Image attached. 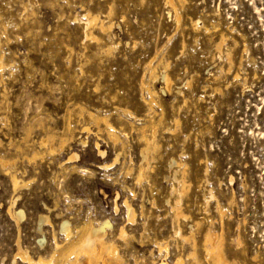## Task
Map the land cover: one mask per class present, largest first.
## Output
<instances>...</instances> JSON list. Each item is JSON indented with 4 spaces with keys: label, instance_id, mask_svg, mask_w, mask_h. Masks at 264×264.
<instances>
[{
    "label": "rangeland",
    "instance_id": "1",
    "mask_svg": "<svg viewBox=\"0 0 264 264\" xmlns=\"http://www.w3.org/2000/svg\"><path fill=\"white\" fill-rule=\"evenodd\" d=\"M175 2L0 0V159L23 181L0 167V264L48 258L64 222L104 227L122 264H191L194 242L213 264L210 232L264 264V0Z\"/></svg>",
    "mask_w": 264,
    "mask_h": 264
},
{
    "label": "bare ground",
    "instance_id": "2",
    "mask_svg": "<svg viewBox=\"0 0 264 264\" xmlns=\"http://www.w3.org/2000/svg\"><path fill=\"white\" fill-rule=\"evenodd\" d=\"M168 1L172 5L176 4L175 0H168ZM87 20H89V19H87ZM98 20L99 19L97 18V16H96V18H95V16L94 17L91 16L90 20L87 22L88 23L87 27H89V29H90L88 36H90L91 38H94V39H97V36L93 32L94 29H98L102 33H104V32L106 33V31L110 28L109 26L106 25V23L104 21H102L100 24H97ZM222 38H224V37H222ZM217 46L219 47V45H217ZM220 46H221V44H220ZM150 65H152V62L150 63ZM150 65H148V66L150 67ZM167 75L168 74L164 75V80L167 83V87L170 88L171 84H172L171 83L172 81L168 77L169 75L168 76ZM153 77H154V75H153ZM151 96L152 97H150V99L152 98V100H155L156 91L152 90L151 91ZM143 103H146V105L149 107V112L150 113L153 114L155 112L154 107L152 106L153 104H151V102L145 100V101H143ZM155 103H156V101H155ZM125 112L130 113L126 109H125ZM152 114H149L148 117H151ZM90 116H93L92 112H91ZM160 118L158 120H160ZM94 121L97 124L99 132H103V134H104V131H106V132H108V136L112 139V141H114V142L118 141L119 137L113 131H112L113 133H111V130H117V129L114 128L115 126L112 125V123L110 122L108 117L107 118L98 117V118H95ZM160 122L162 123V121H160ZM157 125H158V123H157ZM151 126L153 127V125H151ZM156 127L154 125V131H156ZM83 128L85 129L87 127H83ZM88 129H86V130H88ZM148 133H149V131H148ZM150 134H151V132H150ZM155 137H156V135H155ZM142 138L143 137H141V139ZM144 139H142V140H144L146 142L145 144H147V149L148 148L150 149L152 144H153V141H152L153 139L151 140L150 138H147L146 135H144ZM50 142H51V139H49V138L47 139L46 138V139H43L40 144L42 146H47L48 143H50ZM63 142H61V144H63ZM54 151H55V148L51 147L50 154H53ZM146 152H147V150L142 152L143 155H146ZM149 153H151V152L149 151ZM37 156L38 155H35V157H33V159H35ZM14 164H15V162H13V161L0 159V167H3V168L5 167L6 170H8V174L11 177V182H12V185H13V189H14V191H17L23 186V181L20 180V178L16 174V171L12 170ZM146 170H147L146 168L140 167L139 173H138V180L139 181H141L146 176ZM183 186H185V185H183ZM186 191L183 190L179 194V200L177 201V203L181 202V197L186 193ZM219 213L223 217L224 211L220 207H219ZM174 216L176 217V220L180 219L183 216V212H180L178 210V211H176V214ZM62 230L66 234V243L64 245H61L60 243H56L55 250L53 251V253L50 256H48V258L39 257L38 259H33L31 257L25 256V254L22 253L21 251L19 252V255H21L22 258L27 261V264H122V259H121L120 255H119L118 248L115 245V243H113L111 241H106L105 238H104V227L95 228V227H93L90 224L89 225H85V226H83V227L78 229L76 236H73V232H72V229H71L69 223L68 222H64L63 225H62ZM213 233L210 232L208 234L206 233L207 235L205 234L206 237H205L203 246H204V250L206 252L207 257L210 259V261L213 264H231L228 261V259L225 257V253L223 252V249H222L223 248V238L220 239L218 237V235L213 234ZM175 234L182 237V235L179 232V230H176ZM193 235H191L190 237L186 236V240H188V241L194 240L195 238H193ZM121 236L122 237L124 236V231H122ZM194 243L195 244L193 245V251L189 255V257L192 259L191 264H201V260L197 257V252H196L197 244H196V242H194ZM176 264H187V262L181 257V258H179L176 261Z\"/></svg>",
    "mask_w": 264,
    "mask_h": 264
}]
</instances>
